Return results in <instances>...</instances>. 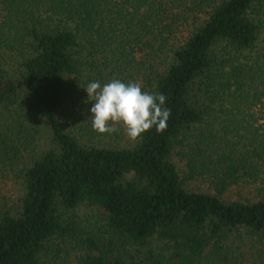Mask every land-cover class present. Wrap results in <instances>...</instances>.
Listing matches in <instances>:
<instances>
[{"label": "trees", "instance_id": "16d2710c", "mask_svg": "<svg viewBox=\"0 0 264 264\" xmlns=\"http://www.w3.org/2000/svg\"><path fill=\"white\" fill-rule=\"evenodd\" d=\"M262 8L264 0H0V171L35 133L47 136L18 168L14 208L0 211V264H64L69 251L76 264H264V253L242 262L239 251L244 235L264 246ZM112 79L164 94L166 130L118 145L65 128L61 106L84 104V83ZM173 153L185 178L215 193L187 187ZM244 180L262 183L255 199L220 197ZM83 205L98 217L77 218Z\"/></svg>", "mask_w": 264, "mask_h": 264}, {"label": "rangeland", "instance_id": "374dc122", "mask_svg": "<svg viewBox=\"0 0 264 264\" xmlns=\"http://www.w3.org/2000/svg\"><path fill=\"white\" fill-rule=\"evenodd\" d=\"M256 16L261 19V24L262 26H264V8L260 9L258 15L256 14ZM263 40L264 28L260 30V36L257 44H263ZM163 56L157 59V62H159L160 64L158 65L159 68L162 66L160 61L162 60ZM86 85L87 83H84L82 86L85 87ZM145 90L146 87L143 91ZM81 97V99H83L84 101L87 100L86 91H84V94H82ZM92 103V101H89L86 104H82L77 100H73L63 104L59 111L64 120L65 128L75 132L82 140L90 139L94 141L107 142L118 145L131 144L132 141L127 138L123 129H120L119 131L112 134L104 135H98L96 132H94L93 134L91 133V135L85 130V127L89 126V122L91 123L90 108L92 106ZM40 133L41 135H39ZM40 133H35V139L31 143V145H33L32 148L35 150L44 147L47 143L46 132L41 129ZM31 145L27 146V148L22 152V156L20 157V159L17 160V162L15 161L14 163H12L13 167L11 170L4 168L3 172L0 171V211L4 209L12 210L16 204L19 195L21 194L20 176L16 174L18 172V168H20V166L22 165V162L27 160V153H29V150H31ZM171 160L173 161L179 176L184 179L183 183L187 187L197 190H206L215 193L213 186L209 182L200 180L199 178H185L187 170L185 168L183 160L180 159L177 154L173 153L171 155ZM262 172L260 173L261 179L263 180L264 172ZM261 185L262 183L259 180L255 182H249L245 180L239 181L237 183L228 185L221 193H219V195L225 200H252L257 197ZM73 213H75V215L79 219L87 218L89 221H93L98 217L99 212L94 207L83 205L76 208ZM252 239H255L254 242H252ZM239 251L242 252V257H240L242 262H252L259 258V254L264 253V246L262 247V245L255 238V236L244 235ZM75 254L76 251H69L68 253H60V256L61 258H64L66 262L64 264H76Z\"/></svg>", "mask_w": 264, "mask_h": 264}, {"label": "clouds", "instance_id": "9594fccd", "mask_svg": "<svg viewBox=\"0 0 264 264\" xmlns=\"http://www.w3.org/2000/svg\"><path fill=\"white\" fill-rule=\"evenodd\" d=\"M90 108L91 128L98 135L124 130L127 138L135 142L155 127L157 133L167 128L171 110L165 107L166 96L142 90L139 82L124 83L119 79L101 85L89 82L83 87Z\"/></svg>", "mask_w": 264, "mask_h": 264}]
</instances>
